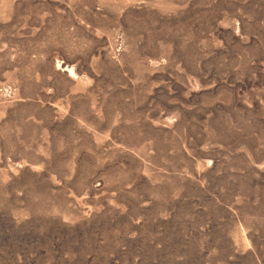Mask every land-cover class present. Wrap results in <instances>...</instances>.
Listing matches in <instances>:
<instances>
[{"label":"rangeland","instance_id":"1","mask_svg":"<svg viewBox=\"0 0 264 264\" xmlns=\"http://www.w3.org/2000/svg\"><path fill=\"white\" fill-rule=\"evenodd\" d=\"M0 264H264V0H0Z\"/></svg>","mask_w":264,"mask_h":264}]
</instances>
